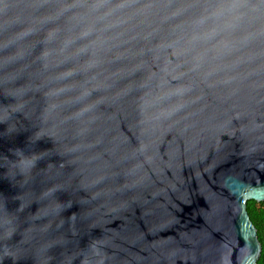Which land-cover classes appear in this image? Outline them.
<instances>
[{
  "label": "water",
  "instance_id": "1",
  "mask_svg": "<svg viewBox=\"0 0 264 264\" xmlns=\"http://www.w3.org/2000/svg\"><path fill=\"white\" fill-rule=\"evenodd\" d=\"M251 199L264 0H0V264H258Z\"/></svg>",
  "mask_w": 264,
  "mask_h": 264
},
{
  "label": "trees",
  "instance_id": "2",
  "mask_svg": "<svg viewBox=\"0 0 264 264\" xmlns=\"http://www.w3.org/2000/svg\"><path fill=\"white\" fill-rule=\"evenodd\" d=\"M247 208L250 218L258 230V237L262 243V252L258 264H264V201L251 199L247 202Z\"/></svg>",
  "mask_w": 264,
  "mask_h": 264
},
{
  "label": "clouds",
  "instance_id": "3",
  "mask_svg": "<svg viewBox=\"0 0 264 264\" xmlns=\"http://www.w3.org/2000/svg\"><path fill=\"white\" fill-rule=\"evenodd\" d=\"M35 159H30L29 161H27L25 164V168H30L34 164Z\"/></svg>",
  "mask_w": 264,
  "mask_h": 264
}]
</instances>
